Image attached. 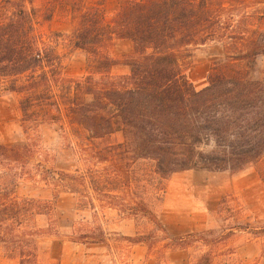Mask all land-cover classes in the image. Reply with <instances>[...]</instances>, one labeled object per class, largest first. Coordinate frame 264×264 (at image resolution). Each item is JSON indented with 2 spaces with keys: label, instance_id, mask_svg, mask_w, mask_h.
I'll use <instances>...</instances> for the list:
<instances>
[{
  "label": "trees",
  "instance_id": "obj_1",
  "mask_svg": "<svg viewBox=\"0 0 264 264\" xmlns=\"http://www.w3.org/2000/svg\"><path fill=\"white\" fill-rule=\"evenodd\" d=\"M25 3L0 0V92L19 96L24 131L68 124L83 136L87 164L85 170L56 168L36 135L0 142V255L12 264H44L40 243L57 232L52 200L16 195L23 179L66 189L92 209L106 205L146 215L162 229L144 198V180L154 186V179L193 167L234 173L262 157L264 69L260 77L252 72L264 55V30L249 25L253 16L264 21V0H254L255 15L242 16L239 24L232 15L222 19V11L235 6L232 0H128L111 21L102 0L84 8L83 0H70L79 12L72 45L87 57L85 73L75 78L64 77L63 55L35 33ZM114 38L131 41V52L121 59L105 52ZM215 39H229L235 49L224 51L206 83L196 88L183 73L179 54ZM119 64L128 74L110 73ZM117 133L121 140L106 141ZM141 165L149 172L140 171ZM39 217L46 218L45 226ZM192 236H174L168 244L185 247ZM151 237L125 239L151 248ZM70 238L106 243L107 233L91 221L80 223ZM211 261L203 253L194 264Z\"/></svg>",
  "mask_w": 264,
  "mask_h": 264
},
{
  "label": "rangeland",
  "instance_id": "obj_2",
  "mask_svg": "<svg viewBox=\"0 0 264 264\" xmlns=\"http://www.w3.org/2000/svg\"><path fill=\"white\" fill-rule=\"evenodd\" d=\"M126 1L102 0L106 20L111 21L117 8ZM232 1L235 6L222 11L223 21L232 15L233 23L239 24L242 16L255 15L254 0ZM96 2L83 0L82 8ZM25 5L32 13L35 33L63 55L64 77L83 75L87 57L83 50L72 45L71 33L77 26L79 12L72 10L70 0H26ZM250 24L251 29L264 30V21L254 16ZM228 43L231 47H226ZM131 48L130 40L114 38L105 52L121 59ZM234 49L229 39L190 45L179 54V63L187 79L200 88L206 83L212 63L222 58L224 51ZM263 69L264 55H259L252 75L262 76ZM128 72V67L121 64L110 70L115 75ZM18 99L16 93L0 92V142H20L27 135H36L42 154L56 168L85 170V138L74 134L68 124L62 127L44 124L24 131ZM112 140H121V134L106 139ZM140 171L147 173L149 167L141 165ZM151 185L147 186L144 180V198L163 230L146 215H130L106 205L92 209L78 195L38 180H21L15 193L20 197L53 201L57 232L45 235L40 243L39 259L44 264H194L203 253L211 256V264H264V153L255 164L238 172L193 167L174 172L163 180L154 179V186ZM46 221L45 217L38 218L41 226ZM91 221L101 224L107 233V242L72 241L73 229ZM235 225L242 228H232ZM188 233L193 236L185 247L169 245L172 237ZM146 234L152 235L151 248L144 242L132 243L125 239ZM12 263L1 253L0 264Z\"/></svg>",
  "mask_w": 264,
  "mask_h": 264
}]
</instances>
